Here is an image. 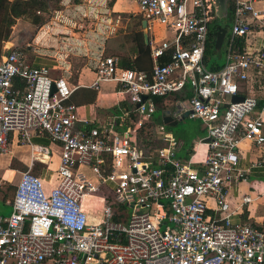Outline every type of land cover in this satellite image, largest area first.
I'll return each mask as SVG.
<instances>
[{"label":"built area","instance_id":"built-area-1","mask_svg":"<svg viewBox=\"0 0 264 264\" xmlns=\"http://www.w3.org/2000/svg\"><path fill=\"white\" fill-rule=\"evenodd\" d=\"M136 3L149 26L160 23L173 37L150 41L151 73L122 67L114 55L98 58L93 86L115 80L133 106L114 117L117 123L76 127L69 81L5 42L0 155L12 151L15 135L30 142L48 134L60 143L61 160L48 178L22 171L12 212L0 214V264H264V214L260 224L233 221L227 191L242 174L240 139L264 145L255 94L257 85L264 87V0H235L219 70L205 61L215 0ZM168 51L170 60L161 62ZM188 89L192 94L182 95ZM234 95L243 99L232 101ZM156 96L168 100L174 119L188 111L204 124L208 151L201 169L193 155L178 157V142L164 124L152 126L163 142L154 155L134 143L157 111Z\"/></svg>","mask_w":264,"mask_h":264},{"label":"crops","instance_id":"crops-1","mask_svg":"<svg viewBox=\"0 0 264 264\" xmlns=\"http://www.w3.org/2000/svg\"><path fill=\"white\" fill-rule=\"evenodd\" d=\"M109 1L62 0L60 9L51 12L41 11L35 17L24 20L31 25L33 32L32 37L30 36L31 40L25 44L22 43L25 45L29 62L47 66L53 77L63 76L74 87L67 101L76 105L78 113L76 127H83L86 123L89 127L103 125L109 121L117 123L120 120L114 117L119 116L118 109L123 110L132 106L117 81H101L99 88L93 86L97 77L96 63L101 55H114L118 58L119 55L134 57L135 54L131 50V44L123 43L121 36L126 33L127 23L130 20L129 14L139 13L136 0H115L113 5H110ZM124 14L127 15L126 24L121 22V16ZM23 25L25 30H29L26 24ZM141 27L149 36V44L151 40L159 43L173 37V33L166 30L160 23L149 26L147 22V27H144L142 21ZM28 30L27 33H29ZM23 34L22 32L19 35L21 40H23ZM257 40L258 43H262L263 36H259ZM225 42L226 40L223 44ZM23 45L17 46L23 48ZM186 93L191 95L192 90L188 89L182 95ZM240 93H243V90ZM255 94L259 99L257 111H263L264 117V87L257 85ZM180 95V93H174L170 97L181 98ZM167 101L165 97H162L160 103L156 102L157 111L153 114L151 122L154 125L164 124L166 130L178 142V157L186 161L193 155L196 167L201 169L208 151L205 126L200 119L196 118L198 128L196 125L195 131L185 132L182 135L176 134L172 127L177 124L170 125L163 119V113L166 110H169L172 116L173 108H169ZM187 117L189 115L175 120L179 121ZM18 138L19 135L12 138L13 147L10 153L0 155L8 157L7 166L5 169H2L4 166L0 167V171L10 168L8 172L11 170L12 175L6 178L13 189L12 195L0 197V200L10 207V212L0 213L2 215H9L13 210L12 201L24 168H31L33 173L48 178L52 171L59 167L61 160L60 143L52 141L48 134L36 135L30 142H19ZM141 147L154 155L158 146ZM239 149L237 168L242 174L239 181L234 182L227 189L230 205L235 210L232 219L235 222L260 224L264 214V145L241 138ZM154 164L156 165L157 162L154 161ZM245 195L252 196L254 200L242 204V198ZM209 203L214 205L213 200ZM210 212L215 213V210L210 209Z\"/></svg>","mask_w":264,"mask_h":264},{"label":"trees","instance_id":"trees-1","mask_svg":"<svg viewBox=\"0 0 264 264\" xmlns=\"http://www.w3.org/2000/svg\"><path fill=\"white\" fill-rule=\"evenodd\" d=\"M62 0H0V57L3 44L11 40L13 35V26L19 19L33 18L41 11L51 12L61 8ZM115 0H110L109 4L113 5ZM235 12V0H228V16L233 21ZM130 20L127 23L126 33L121 36L123 43H130L133 56L119 55V65L122 67L135 68L151 73L154 62L151 56V46L146 42L145 32L142 29V21L144 17L140 13L129 14ZM218 22L210 25L209 38L206 45V64L212 70H219L224 63H220L213 58V54L218 51L216 47V38L218 34ZM24 48V47H23ZM24 50H26L24 48ZM170 54H165L160 58L161 62L170 60ZM25 82L20 78H16L15 86L23 89ZM155 100L160 103L162 97L156 96ZM129 107L128 109L132 108ZM115 112V111H114ZM149 122L145 127L138 130L136 136L133 137L134 143L143 147L153 148L162 146L163 142L156 136ZM117 219V216L115 217Z\"/></svg>","mask_w":264,"mask_h":264},{"label":"rangeland","instance_id":"rangeland-1","mask_svg":"<svg viewBox=\"0 0 264 264\" xmlns=\"http://www.w3.org/2000/svg\"><path fill=\"white\" fill-rule=\"evenodd\" d=\"M227 6H228V2H227ZM126 17H127V15H125V14L121 16V22H123L124 24H126L125 23ZM24 20L25 19H19L16 22V24L13 26V35H12L11 40H9V45H12V44L13 45L14 44L23 45L22 43L25 44L26 42L31 40V37H32L31 35L33 33L31 30L32 27L30 24H28ZM214 22H218V24L220 26L229 27V30H230L232 21L229 19V16H228V7H227V11H226L225 15L218 17V15L216 13V18L212 21L211 24H213ZM23 24H26L27 27L29 28V30L28 29L25 30L23 28L24 27ZM27 30L29 31V33L26 32ZM22 32L24 33L23 34V40H21V37L19 36ZM6 42H8V41H6ZM5 45L6 44L4 42L3 46H5ZM225 46H226V42L222 45V47L220 49H218L217 52H215L213 54V58L217 59L220 63H223L225 60ZM23 47L25 48V45H23ZM106 53L110 54V52H107V51H106ZM122 112H123L122 109H118V111H117V113H119V114H121ZM197 124H198V122L196 121V118L189 116L185 119L179 120L178 124L175 127H172V129H174V132L176 134L182 135L185 132L191 133V132L195 131ZM197 128H198V125H197ZM12 147H13V145H12ZM7 164H8V157L7 156H0V167L4 166V168H2V169H5V166H7ZM2 169L0 171V197H4L3 195H12L13 194V189H11V187H10V182L6 178V177H10L12 175L11 174L12 172H11V170L8 172V170L10 168L6 169L7 172H5L6 170L4 171ZM23 170H26V169L24 168ZM133 210H134V208L132 206L128 207L129 213L133 212ZM2 212H10V207L8 204H4L2 202V200H0V213H2Z\"/></svg>","mask_w":264,"mask_h":264},{"label":"water","instance_id":"water-1","mask_svg":"<svg viewBox=\"0 0 264 264\" xmlns=\"http://www.w3.org/2000/svg\"><path fill=\"white\" fill-rule=\"evenodd\" d=\"M215 7H216V13L219 16H223L226 14V11H227V2L228 0H215ZM143 26L144 27H147V20L144 19L143 20ZM217 29H218V34H217V38H216V47L217 49H219L222 45H223V42L226 38V35H227V29L223 26H220L218 25L217 26ZM145 39H146V42L148 43L149 42V36L148 34L146 33L145 34ZM243 97L239 96V95H234L233 98H232V101H239V100H242ZM189 115V112H185L183 114V117H186ZM163 119L166 123H169L170 125H176L178 124V120H175L171 114H170V111L169 110H166L164 111L163 113Z\"/></svg>","mask_w":264,"mask_h":264},{"label":"flooded vegetation","instance_id":"flooded-vegetation-1","mask_svg":"<svg viewBox=\"0 0 264 264\" xmlns=\"http://www.w3.org/2000/svg\"><path fill=\"white\" fill-rule=\"evenodd\" d=\"M226 29H227V33H228V31H229V27H225Z\"/></svg>","mask_w":264,"mask_h":264}]
</instances>
